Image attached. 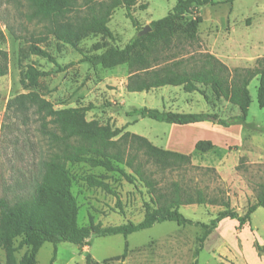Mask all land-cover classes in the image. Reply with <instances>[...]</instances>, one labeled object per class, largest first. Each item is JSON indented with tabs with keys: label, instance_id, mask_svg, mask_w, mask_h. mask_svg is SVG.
Listing matches in <instances>:
<instances>
[{
	"label": "rangeland",
	"instance_id": "rangeland-1",
	"mask_svg": "<svg viewBox=\"0 0 264 264\" xmlns=\"http://www.w3.org/2000/svg\"><path fill=\"white\" fill-rule=\"evenodd\" d=\"M213 1L216 5L200 10L203 23L194 40L186 38V23L181 22L183 29L177 31L175 47L169 51L174 58L172 61L192 65L201 54H212L231 69L254 68L256 62L264 58V0ZM175 5V0H139L132 9L138 27L128 19L126 9L119 8L108 25L114 38L110 40L92 35L79 44V49L85 55L102 54L111 47L123 49L139 32L172 13ZM226 5H232L230 16L223 10ZM28 12L25 3L20 7L9 0H0V49L8 54L9 59L10 101L18 95L37 92L56 110L92 106L94 109L87 113L86 120L112 129L125 127L127 114L141 108L207 113L223 120L240 114L238 108L224 100H217L210 88H202L201 93L192 94L185 93L182 88L171 87L150 93H128L127 66L106 70L101 66L81 63L83 56L77 49L50 37L46 43L39 45L65 69L61 72L48 60L31 54L29 49L33 39H41L46 32L43 24L31 23L25 18ZM29 67L56 73L40 79L37 88L24 90L21 75ZM258 87L259 78H256L249 86L252 103L248 123L264 127V110L257 103ZM6 102L7 99L0 100L1 113ZM130 121L132 124L127 126V132L145 137L160 148L166 143L170 151L188 152L186 144L168 137L172 125L137 116ZM217 126V129L203 128L204 135L209 138L207 141L211 138L214 144L221 147L207 154H199L195 150L190 154L194 166L215 169L216 173L189 169L161 174L154 167L150 170L155 173L154 179L160 181L162 189L179 182L194 193L202 190L212 199L228 197L232 209L244 216L249 207L256 204L264 185V134L242 126H232L242 128L233 132ZM49 153L48 141L41 135L35 116H16L5 110L0 126V197L6 199L9 206L31 190L40 174L41 163ZM68 170L73 180L72 191L80 208V227H118L129 222L138 224L144 219L150 195L140 182L130 185L119 173H109L88 164L69 163ZM88 176L105 179L119 195V200L99 189L89 188L85 183ZM180 211L188 220L210 225L225 208L220 205H185ZM204 233L201 227L163 223L127 239L123 236L94 237L90 246L81 249L69 243L56 247L47 243L37 256V264H52L55 250L57 255L53 264H86L87 255L99 264H194L199 239ZM254 238L264 243L263 211L252 216L251 226L243 229L239 228L238 221L224 220L207 239L197 259L198 264H244L242 258H248L254 250ZM19 243L20 239L16 240L14 247L18 248ZM126 244L128 254L122 260ZM27 251V248L19 249L11 258L8 249L4 248L0 252L1 262L19 264Z\"/></svg>",
	"mask_w": 264,
	"mask_h": 264
},
{
	"label": "trees",
	"instance_id": "trees-1",
	"mask_svg": "<svg viewBox=\"0 0 264 264\" xmlns=\"http://www.w3.org/2000/svg\"><path fill=\"white\" fill-rule=\"evenodd\" d=\"M9 1L20 7L25 3L29 9L25 18L31 23L44 25L45 36L33 39L29 50L32 55L59 67L61 72L65 69L39 45L46 43L50 37L77 49L83 56L81 63L101 66L106 70L127 66L128 93H150L171 87L182 88L185 93L192 94L201 93L202 88H210L217 100L226 101L240 112L239 116L223 120L213 114H186L141 108L129 112L127 117L137 116L175 126L212 122L225 128L242 126L264 134V127L248 123L252 103L249 86L256 78H259L257 103L264 110V58L259 59L254 68L231 69L212 54H201L192 65L184 61L174 62L169 54L175 47L177 31L183 29L181 22L186 23V38L194 40L203 23L200 10L216 5L213 0H175L172 13L153 22L149 34L139 36V32L125 48L111 47L98 55H85L79 49V44L92 35L112 40L113 33L108 25L119 8L124 7L128 19L138 27L132 9L139 0ZM7 30L15 36L9 27ZM54 73L56 72L29 67L21 75V85L24 90L37 88L40 79ZM8 74V54L0 49V77ZM93 109L89 106L56 110L50 101L37 92L18 95L7 104V112H13L16 116L31 114L37 118L40 133L48 141L50 150L48 158L42 161L40 174L29 192L20 195L10 206L6 199L0 197V252L6 248L13 258L19 249L27 248L28 251L19 264H37V256L47 243L55 247L69 243L81 249L90 246L94 237L123 236L127 239L163 223H174L179 227L196 226L204 230L195 253L194 264H198L197 259L204 250L207 239L222 221H238L239 228L243 229L251 224L252 216L258 209H264V185L261 186L256 204L250 206L244 216L232 209L228 197L212 199L202 190L194 193L191 188H185L179 182L162 189L160 181L154 179L155 173L150 167L156 168L161 174L189 169L216 173V170L196 167L193 165L192 155L159 148L147 138L127 132V126L112 129L95 121L88 122L86 115ZM215 149L216 146L211 141H199L195 146V152L199 154H207ZM69 163L88 164L109 173H119L130 185L137 182L143 184L150 195V203L145 205L144 219L138 224L129 222L118 227H80V208L72 191ZM85 183L89 188L99 189L119 200V195L105 179L88 176ZM185 205H220L225 211L220 212L210 225H205L186 219L180 211ZM18 239L20 243L16 248L14 242ZM128 248L126 244L122 260L127 257ZM254 248L260 257L264 255V247L258 241H255ZM56 255L55 250L52 264ZM86 264L99 263L87 255Z\"/></svg>",
	"mask_w": 264,
	"mask_h": 264
},
{
	"label": "crops",
	"instance_id": "crops-1",
	"mask_svg": "<svg viewBox=\"0 0 264 264\" xmlns=\"http://www.w3.org/2000/svg\"><path fill=\"white\" fill-rule=\"evenodd\" d=\"M225 8H223V10L227 12L228 16H230V14L232 13V5H226ZM4 99H7V102L5 104L3 112L2 113L0 112V126L2 124V120H3V116L5 113L7 104L10 101V83L8 81V75L5 77H0V100L3 101ZM189 113H191V112H189ZM186 114H188V113H186ZM205 114H207V113H205ZM130 118H132V117H126V126H128V125L130 126L132 124V121H130ZM172 126L173 127H172V129H170L168 137L169 138L174 137L177 141L186 144L188 152H183V154H187V155H190L195 150V146L199 141H207L209 139V138L207 139V137L204 135L205 129H203V128H205L206 126H209V127L215 128V129L218 128L217 125H213L211 122H206V123H203L202 125L196 124V125H188V126H175V125H172ZM228 129L232 130L231 132H233L235 130H239V131L242 130L241 127H231ZM209 141H212L211 138ZM212 142L214 143V141H212ZM227 145H230V144H225L224 146H227ZM215 146H216V148L221 147V145H218V144H215ZM162 149L169 150L171 148L169 146H167L165 143V146ZM261 211L264 212V209L263 208L258 209L253 214V216L257 215ZM251 223H252V219H251ZM249 226H251V224ZM255 241H258V239L254 238V242H253V249L254 250H252L251 254L248 255V258H242V261L244 262V264H264V255L260 257L254 248ZM259 244L264 247V243L259 242ZM241 264H242V262H241Z\"/></svg>",
	"mask_w": 264,
	"mask_h": 264
},
{
	"label": "water",
	"instance_id": "water-1",
	"mask_svg": "<svg viewBox=\"0 0 264 264\" xmlns=\"http://www.w3.org/2000/svg\"><path fill=\"white\" fill-rule=\"evenodd\" d=\"M151 32L150 27H146L142 32L139 33V36H145Z\"/></svg>",
	"mask_w": 264,
	"mask_h": 264
}]
</instances>
